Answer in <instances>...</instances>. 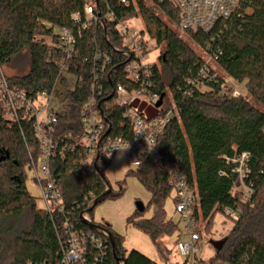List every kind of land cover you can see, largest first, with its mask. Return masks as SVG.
<instances>
[{"label": "trees", "instance_id": "1", "mask_svg": "<svg viewBox=\"0 0 264 264\" xmlns=\"http://www.w3.org/2000/svg\"><path fill=\"white\" fill-rule=\"evenodd\" d=\"M147 1L0 0V68L25 50L31 59L26 74L6 76L10 88L38 98L43 92L52 95L60 77L66 83L64 72L77 77L54 125L59 148L50 161L52 179L63 195V210L49 213L29 193L27 169L42 154L34 122L10 120L0 101V264H64L73 233L82 251L81 259L72 264H160L138 250L126 254L123 237L108 223L88 221L84 216L103 200L122 193L109 188L106 176L114 155H100L85 163V149L78 142L84 131L81 110L93 95L109 121L107 134L134 137L126 108L113 103L119 84L134 87L124 72L133 56L118 29L119 23L133 18H141L143 34L163 45L161 65L155 63L152 68L151 89L163 96V110L174 109L176 114L158 137L156 152L180 167L198 193L195 219L201 235V221L207 228L217 213L225 214L230 207L242 209L240 219L209 262L264 264V0H243L234 14L209 32L184 31L208 55L218 56L216 63L229 77L246 84L248 97L222 92L225 79L212 67L209 74L217 77L199 85L189 83L201 79L206 60L169 25L168 21L178 26L179 9L170 1L149 0L151 5ZM88 4L95 7L98 19L83 29L78 53L66 60L56 28L73 27L74 14L85 21ZM98 53L102 54L101 69L97 68ZM97 80L104 87L102 94L92 90ZM242 153L248 154L245 180L254 190L248 204L234 193L239 173L226 159ZM137 170L152 192L150 202L156 210L151 218H143L146 207L143 212L137 209L129 221L150 235L161 254L160 238L180 230V221L169 219L165 210L173 193L168 169L151 158Z\"/></svg>", "mask_w": 264, "mask_h": 264}, {"label": "built area", "instance_id": "2", "mask_svg": "<svg viewBox=\"0 0 264 264\" xmlns=\"http://www.w3.org/2000/svg\"><path fill=\"white\" fill-rule=\"evenodd\" d=\"M121 1L128 3V0ZM158 1H170L179 9L178 27L182 31L209 32L219 21L226 20L234 14L240 8L243 0ZM97 19L95 7L88 4L85 7V21L79 14H74L75 25L73 27L56 28L60 37L58 46L64 52L66 60H71L78 53V44L82 38L83 29ZM110 19H112L111 15ZM118 29L125 38V46L133 56L126 62L124 72L127 80L133 83L134 87L128 88L124 84H119L113 92V103L126 108L125 116L130 121L134 137L130 139L109 136L107 134L109 121L101 111L98 97L91 96L81 110L84 131L80 142H78L85 149V163H91L100 155H115L125 148L131 159V166L134 168L141 166L151 158L155 163L167 168L170 185L176 198L175 210L181 215L180 222L185 223L184 231L176 241V252L187 264H211L199 255L202 235L195 219V207L199 203L198 193L194 191L185 172L180 167L171 164L168 158H164L156 152L158 137L164 132L176 113L174 109L165 112L163 110L164 99L163 103L158 105L162 96L151 89L150 78L155 63H150L148 60L150 48L147 37L143 34V29L134 27L130 21L119 23ZM96 57L98 58L97 68H103L104 65L100 66L99 63L102 54L98 53ZM103 57L107 63H110L107 55L104 54ZM209 58L210 60L205 59V66L200 71L201 79L189 81V83L199 85L204 79L210 81L217 77V74L210 76L209 67L214 69L211 61L216 62L218 56L209 55ZM99 82L93 85L92 90L102 94L104 87ZM222 92L233 96L240 95L230 89L227 81L222 84ZM50 97L51 95L47 92L41 93L38 98L29 97L23 91L10 88L6 75L3 72L0 74V101L6 106L7 117L12 121L31 119L34 122L35 136L41 145L42 154L39 162L32 160V169L40 187L44 208L49 213H53L63 205L62 192L52 179L50 170V161L57 155L56 151L59 148L58 141L54 138V125L60 120L63 105L61 110L54 109ZM64 153L65 151L61 152L62 155ZM226 159L236 165L235 170L239 173V182L235 185L234 193L240 197L243 203H250L254 190L245 180L248 154L242 153L239 157H226ZM226 213L233 219L239 220L242 209L230 207L226 209ZM71 238V249L65 254L64 264H72L81 259L82 250L79 247L78 239L74 233ZM92 238L99 242L98 239ZM98 246L101 247L102 243L99 242Z\"/></svg>", "mask_w": 264, "mask_h": 264}, {"label": "rangeland", "instance_id": "3", "mask_svg": "<svg viewBox=\"0 0 264 264\" xmlns=\"http://www.w3.org/2000/svg\"><path fill=\"white\" fill-rule=\"evenodd\" d=\"M147 3H152L148 0ZM163 18L168 21L165 16ZM134 27L138 29L145 28V22L141 18H133L129 20ZM169 25L174 29L184 41H186L198 55H201L204 59L210 60L207 52L196 43L188 33L182 31L176 23L168 21ZM150 51L148 53V60L150 63L159 62V56L163 50V45L158 44L157 40L146 35ZM30 54L27 50L16 56L11 62L4 64L0 71L6 76L24 75L30 69ZM214 69L227 81L230 89L239 93V96L248 97L246 84L236 81L229 77L221 67L212 62ZM62 77L66 78V83L61 80V77L55 87L53 94L50 97L51 105L56 110H61L62 102L68 90L75 88L77 77L67 72L62 74ZM165 79L169 82L170 77L165 73ZM264 111V108L261 107ZM106 176L109 181V188L114 193H121L116 197H110L100 202L94 209V211H86L84 213L85 219L88 221H95L97 223H108L113 231L123 237V247L126 250V254H129L132 250H138L160 264L166 262L183 263V258L176 252V241L178 236L184 231L185 223L180 222V230H178L173 236H162L160 238V249L163 253L160 254L156 243L150 237V235L139 230L129 218L137 211V202L144 203L146 210L144 211L143 218H151L155 213V206L152 204V192L147 186L140 180L138 176L137 168L131 166V159L125 148H122L116 153L110 162L109 167L106 170ZM26 184L29 193L38 199L39 207H44V203L41 199V192L38 182L35 177L33 169H27ZM123 187V188H122ZM176 205L174 201V192L167 198L165 203V210L167 217L175 222L181 220V215L176 212ZM238 220L227 215V213H217L213 218V223L206 228V222H200L201 231L203 232L200 240V257L209 261L218 252L223 242L227 238L231 229ZM199 228V226H198ZM205 231V232H204ZM161 251V252H162Z\"/></svg>", "mask_w": 264, "mask_h": 264}, {"label": "water", "instance_id": "4", "mask_svg": "<svg viewBox=\"0 0 264 264\" xmlns=\"http://www.w3.org/2000/svg\"><path fill=\"white\" fill-rule=\"evenodd\" d=\"M163 103V96L161 97L158 105H161ZM137 209L140 211V212H143L145 210V205L143 202L141 201H138L137 202Z\"/></svg>", "mask_w": 264, "mask_h": 264}]
</instances>
